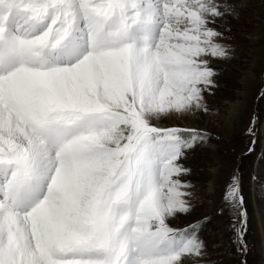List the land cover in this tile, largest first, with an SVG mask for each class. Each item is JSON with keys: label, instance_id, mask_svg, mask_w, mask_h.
<instances>
[{"label": "snow or ice", "instance_id": "obj_1", "mask_svg": "<svg viewBox=\"0 0 264 264\" xmlns=\"http://www.w3.org/2000/svg\"><path fill=\"white\" fill-rule=\"evenodd\" d=\"M228 0H0V264H216L183 160L230 47ZM253 180L264 179L257 176ZM231 210L246 252L248 212ZM238 225V226H237Z\"/></svg>", "mask_w": 264, "mask_h": 264}, {"label": "rangeland", "instance_id": "obj_2", "mask_svg": "<svg viewBox=\"0 0 264 264\" xmlns=\"http://www.w3.org/2000/svg\"><path fill=\"white\" fill-rule=\"evenodd\" d=\"M232 14L219 22L231 49L228 59H214L216 87L205 92L207 112L173 115L165 127L194 128L211 139L183 160L191 169L187 179L195 186L196 207L180 216L176 227L212 217L201 233L208 256L216 264H264V0H228ZM233 176L241 178L248 212L246 252L238 250L234 217L224 196ZM238 226V225H237ZM186 264H199L186 257Z\"/></svg>", "mask_w": 264, "mask_h": 264}]
</instances>
